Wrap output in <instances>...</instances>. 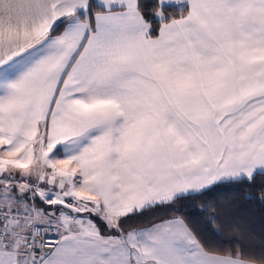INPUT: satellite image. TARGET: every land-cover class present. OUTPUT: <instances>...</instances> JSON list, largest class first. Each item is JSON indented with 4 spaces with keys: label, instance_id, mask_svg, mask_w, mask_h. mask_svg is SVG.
Returning <instances> with one entry per match:
<instances>
[{
    "label": "snow or ice",
    "instance_id": "snow-or-ice-1",
    "mask_svg": "<svg viewBox=\"0 0 264 264\" xmlns=\"http://www.w3.org/2000/svg\"><path fill=\"white\" fill-rule=\"evenodd\" d=\"M232 185L264 205V0H0V264H264L212 239Z\"/></svg>",
    "mask_w": 264,
    "mask_h": 264
},
{
    "label": "trees",
    "instance_id": "trees-1",
    "mask_svg": "<svg viewBox=\"0 0 264 264\" xmlns=\"http://www.w3.org/2000/svg\"><path fill=\"white\" fill-rule=\"evenodd\" d=\"M253 189L247 185L222 187L211 195L221 204L228 205L226 209L229 218L233 221L235 230L223 231L221 235L213 236V241L221 246L229 247L233 242L242 240L245 245L259 250L264 245V205L258 200H248L246 193ZM193 201H181L176 205L177 208L185 206L186 212L194 211ZM165 211L160 210L157 215H164ZM198 227L203 228L201 218L191 217ZM239 238V240H237Z\"/></svg>",
    "mask_w": 264,
    "mask_h": 264
}]
</instances>
